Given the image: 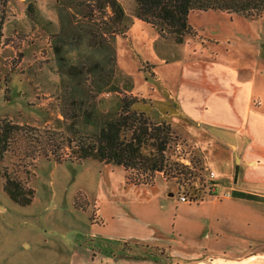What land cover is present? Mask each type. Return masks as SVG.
I'll return each mask as SVG.
<instances>
[{"label": "rangeland", "instance_id": "obj_1", "mask_svg": "<svg viewBox=\"0 0 264 264\" xmlns=\"http://www.w3.org/2000/svg\"><path fill=\"white\" fill-rule=\"evenodd\" d=\"M118 1L129 16L125 25H130L136 2ZM21 2L19 8L18 0H0V18L5 16L6 32L14 41L0 56L1 84L8 80L0 88V122L21 126L24 136L21 142L13 140L0 160V264H170V258H165L168 252L155 248L156 226L151 225L156 224L155 216L142 223L143 229L137 225L138 219L131 218V232L152 231L146 235L147 241H134L140 246L133 242L127 246L122 236L114 237L128 230L124 211L132 214L137 203H144L149 210V202L158 194L176 197L186 191L197 193L199 199L227 196L226 187L210 176L211 169L218 172L223 163L214 155L211 160L196 142L186 139L191 124L175 115L179 112L157 83L153 63L139 56H118L109 8L92 10L94 0ZM29 4L37 10L32 19L27 13ZM40 7L54 14L56 24ZM23 14L24 19L16 21ZM68 16L71 26L79 27L75 29L77 37L67 32L60 35L63 27L70 28ZM189 23L218 42L224 53H240L248 63L264 58V11L254 18L221 11L195 12ZM89 29L98 30L95 34L105 39L100 49L90 48ZM56 46L62 49L60 54ZM97 62L106 73L114 70L113 90L96 93L90 69ZM69 72L78 75L71 77ZM165 94L168 102L161 101H166ZM124 97L135 99L133 109L146 112L152 123L171 125L174 141L170 156L189 166L193 184L180 190L175 179L158 174L154 186L134 187L127 184L122 166L93 159L74 161L76 155L67 144L80 134L69 131L72 121L65 113L76 112L75 130L89 136L93 125L102 124L105 115ZM46 139L60 146L56 153L54 147L50 149L54 152L50 159L43 153L41 142ZM175 145L178 148L174 149ZM5 181L33 189L32 203L22 205L12 200L4 190Z\"/></svg>", "mask_w": 264, "mask_h": 264}, {"label": "crops", "instance_id": "obj_2", "mask_svg": "<svg viewBox=\"0 0 264 264\" xmlns=\"http://www.w3.org/2000/svg\"><path fill=\"white\" fill-rule=\"evenodd\" d=\"M20 4L18 0L19 8ZM40 10L56 24L53 13ZM5 23L4 38L11 39ZM190 25L195 33L176 43L134 15L123 33L114 34V42L118 56L134 55L153 63L157 83L179 112L175 115L191 124L186 139L196 142L211 160V155L221 160L223 167L211 171L214 181L231 195L187 204L179 196L158 194L149 210L144 203L133 205L134 214L126 209L128 230L114 237L122 236L127 246H140L136 242L147 241L152 231L131 232V218L143 229L142 223L155 216V248L168 252L170 264H264V58L248 63L240 53H224L218 42ZM167 94L166 101L158 98L168 102ZM233 192L260 199L236 197Z\"/></svg>", "mask_w": 264, "mask_h": 264}, {"label": "trees", "instance_id": "obj_3", "mask_svg": "<svg viewBox=\"0 0 264 264\" xmlns=\"http://www.w3.org/2000/svg\"><path fill=\"white\" fill-rule=\"evenodd\" d=\"M135 2L137 6L135 16L158 28L163 37H173L176 43H183L187 35L195 33L189 23L192 12L221 11L254 18L261 16L264 11V0H135ZM90 7L92 10L97 8L103 11L109 8L112 11L109 24H112L110 26L115 29L114 34L123 33L128 28L125 22L129 17L118 0H94V6L90 5ZM36 11V7L29 4L27 13L31 19ZM67 18L66 22L70 28L67 29L66 26V30H64L63 27L60 35L63 36L67 32L73 37H77L75 29L79 27L74 29L69 21L70 17ZM4 22L5 16H2L0 18V56L2 49L10 43L8 38H4ZM91 30L88 31L89 46L92 49H100L102 44L104 45L105 39L99 34H95L96 29ZM55 49L58 54L62 51L57 46ZM60 59L65 60V57L60 56ZM90 71L95 76L97 94L108 88L114 89L111 86L114 70H109L106 73L101 70V65L97 62ZM68 75L75 77L78 73L69 72ZM7 83L6 79L3 84L0 81V88H3L2 85L6 86ZM6 92H8V88H6ZM6 97L10 99V96ZM135 101L129 97L120 98L118 103L105 115L102 124L93 125L94 131L89 136H82L78 129L75 130L79 117L76 112L72 115L65 113L67 119L72 121L69 131L72 132L74 129V134H80V136L69 140L67 144V147L72 149L76 155L74 161L93 159L105 165L122 166L126 173L127 184L134 187L154 186L158 174L175 179L179 184V189L186 184H193L195 179L189 166L172 160L170 156L171 143L174 141L171 125L166 122L152 123L146 112L139 113L133 109ZM23 137L21 126L0 122V160L10 150L13 140L17 139L21 142ZM41 143L44 156L47 159H50L53 153L60 149V146H56V142H51V140L46 139ZM53 147L55 148L54 152L50 150ZM176 148H178L177 145L174 146V149ZM178 156H183V154H178ZM4 190L12 200L22 205L31 204L35 193L33 189L22 188L21 185L13 181H5ZM233 195L254 200L260 199L245 193L233 192Z\"/></svg>", "mask_w": 264, "mask_h": 264}, {"label": "built area", "instance_id": "obj_4", "mask_svg": "<svg viewBox=\"0 0 264 264\" xmlns=\"http://www.w3.org/2000/svg\"><path fill=\"white\" fill-rule=\"evenodd\" d=\"M210 176L211 178L214 180L215 178V173L214 172H211L210 173ZM215 185V184H214ZM184 186H182L183 188ZM182 188L180 190H182ZM186 188V187H184ZM197 193L193 194V193H189V192H186L184 191L183 193H180L179 194V198H180V201L183 202V203H187V204H195V203H198L199 201H201L202 199H199L200 196L199 195H196ZM227 196H230L231 194L230 193H227L226 194Z\"/></svg>", "mask_w": 264, "mask_h": 264}, {"label": "bare ground", "instance_id": "obj_5", "mask_svg": "<svg viewBox=\"0 0 264 264\" xmlns=\"http://www.w3.org/2000/svg\"><path fill=\"white\" fill-rule=\"evenodd\" d=\"M212 181H214V180H212Z\"/></svg>", "mask_w": 264, "mask_h": 264}]
</instances>
